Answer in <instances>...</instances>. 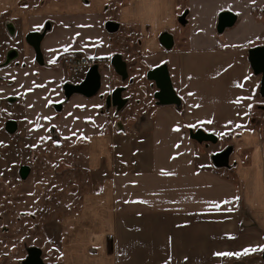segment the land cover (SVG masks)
Masks as SVG:
<instances>
[{
	"label": "crops",
	"instance_id": "1",
	"mask_svg": "<svg viewBox=\"0 0 264 264\" xmlns=\"http://www.w3.org/2000/svg\"><path fill=\"white\" fill-rule=\"evenodd\" d=\"M22 1L0 0V13L10 12L24 36L44 29L41 50L48 67L38 69L35 107L45 108L51 88L60 102L67 81L63 57L103 63L104 86L97 96H73L60 118L48 113L46 127L39 113L32 115L39 119L38 131L55 126L69 138L87 140L89 168L103 175L98 189L83 195L79 213L64 220L62 264H222L225 255L218 253L263 246L264 145L255 140L249 115L259 77L248 50L264 45L263 22L251 11L264 0H230L221 7L211 0H188L189 25L173 37L170 50L160 37L177 29L182 10L176 0H48L35 6ZM226 8L244 13L237 27L219 33L217 15ZM113 15L117 36L124 27L140 28L142 71L167 65L180 107L154 105L142 88L138 117L119 116L129 102L121 110L107 107L109 62L115 54L125 57L114 46L116 35L106 30ZM248 21L253 32L243 35L239 29ZM24 78L20 83H27ZM197 129L230 137L238 148H253L251 165L239 160L233 177L209 168L201 160L208 148L189 135Z\"/></svg>",
	"mask_w": 264,
	"mask_h": 264
},
{
	"label": "rangeland",
	"instance_id": "2",
	"mask_svg": "<svg viewBox=\"0 0 264 264\" xmlns=\"http://www.w3.org/2000/svg\"><path fill=\"white\" fill-rule=\"evenodd\" d=\"M47 1L23 0L21 5L35 6L40 2L44 3ZM176 2L180 10H184L186 7L191 12V4L188 5L187 2L184 4L179 1ZM235 3L236 7L239 6L240 2L236 1ZM228 4L230 5V0L210 1V5L217 7L229 6ZM225 11L233 12L234 10L226 8L220 11L217 16ZM251 11L255 20L259 23L263 22L262 24L264 25V5L252 8ZM234 13H236L240 22V14L243 15L244 12L242 11L240 14L237 12ZM10 25L12 26V30ZM15 29L19 31L18 23L13 19V15L10 12L0 13V101H2L0 103V126L5 120L13 117L20 124V132L14 137L6 136L0 129V145L8 148L7 156L0 158V176H4V178L0 179V264H23L28 256V249L32 247L41 249L42 258L46 264H62L61 243L64 233V220L66 217L79 213L83 195L97 190V183H101L99 179L103 175L94 173L89 168L87 140H83L81 137L75 135L69 138V136L60 133L55 126L47 127L46 132H43V129L35 131L39 119L37 117L34 118L32 116L33 114H40L41 118H43L41 120H44V124H46L45 127L49 126L50 123L48 121V113L52 117H56V119L62 115L61 112L56 111L53 105L57 103V98L53 96V88L48 90L50 94L47 97L48 101L45 103V108L43 107V109L42 104L35 107V102L29 103L30 96L26 94L28 104L26 98H22L26 104L19 102L12 109L5 103L6 100L20 98V94L25 93L23 89L10 87L9 83L13 81L19 84V78L23 75L25 77L28 76L27 73L22 72L19 68L14 69L12 67V69L10 67L11 65H22V62H24L23 59L15 64L7 58L8 52L13 48H18L20 43L10 33ZM177 29L172 30L175 37L180 34V30ZM139 31L140 28L136 26L124 27L121 36L113 33L116 35L113 36L114 46L117 51L123 53L125 57H121L129 67L126 80L119 76L112 67L110 74L111 85L110 87L108 85L110 93L119 87L127 88L123 98L128 97L130 104L119 113L120 117L123 116L122 119H126L127 116L133 119L139 116L140 112L138 111L136 102L139 95L143 94L142 89L151 103L156 105L154 99L156 89L151 87L146 78L145 70L142 71L140 69L141 61L139 56L141 50L138 41ZM239 32L243 35L253 32L252 23L250 21L243 22ZM178 43L179 40H177ZM256 43L257 41L253 42V44ZM262 43H264V29ZM22 47L24 48H22L24 55L28 54V52L32 53L27 46L22 45ZM23 54L22 56H24ZM132 56L135 59L133 62L130 61ZM92 65H95V63H91ZM98 66L102 74L103 63H99ZM63 72L66 74V69ZM66 76L70 81H65V83L70 84H75L82 77H73L68 73ZM84 78L85 76H83ZM24 79L27 80L26 78ZM106 81H108L107 78ZM102 85L104 86L103 80ZM31 86L33 85L29 86V90L32 89ZM35 88H37L36 85L33 86V89ZM60 89L62 94L60 95L59 101L63 103L66 100L63 85ZM109 92L108 94H110ZM256 92V102L252 105L254 108L251 116L257 122V126L252 124V128L255 132L254 136L255 140L258 141L257 143L264 145V97L260 95L258 88ZM141 97L139 98L141 99ZM44 118H46V121ZM44 135L48 136L43 137ZM216 136L218 137L217 144H201L209 150V153L201 158L206 164H209V168L233 177L239 160L245 167L251 165L254 153L253 148H238L234 146L235 142L231 141L230 137L223 135ZM223 150L229 152L230 158H228V165L230 166L228 169H223V166L211 163V160L219 155L217 153ZM20 163L32 165L33 170L31 176L26 182H21L17 178V167ZM3 171H6V173L2 174ZM262 199H264V195L261 197ZM254 249L248 251L247 254L242 253L239 256H225L222 264H264V242L263 246Z\"/></svg>",
	"mask_w": 264,
	"mask_h": 264
},
{
	"label": "water",
	"instance_id": "3",
	"mask_svg": "<svg viewBox=\"0 0 264 264\" xmlns=\"http://www.w3.org/2000/svg\"><path fill=\"white\" fill-rule=\"evenodd\" d=\"M189 11H186L179 19L178 22L182 26L188 24L187 16ZM238 16L234 12L225 11L218 16V26L217 30L219 33H224L226 29L233 28L237 23ZM106 29L109 33H116L119 29L118 24L110 23L107 24ZM45 37L44 33L31 32L26 36L27 44L35 51L36 57L40 63H42L43 55L41 51V44ZM161 45L170 50L174 45L173 37L169 33H165L160 37ZM249 63L253 72L262 77L261 83V95L264 97V48H255L249 51ZM111 67L114 71L121 76L124 80L128 77V67L127 63L123 60L121 55L116 54L111 58ZM147 80L152 82L156 86V93L154 99L158 106H181V100L177 96L173 89L171 79L169 77V71L167 65H162L147 73ZM102 88V74L97 65L90 67L85 79L77 85L65 84L63 91L67 99L74 95H81L85 98H93L97 96ZM123 89H117L113 91L106 98V105L108 108H116L118 110L123 109L127 101L122 97ZM56 111L61 112L62 105L56 106ZM190 138L197 142L198 144H217L218 137L213 133H207L202 129L190 130ZM229 160L226 159L225 166H228ZM24 179L27 178L29 174V168H24L21 172ZM264 260V254H263ZM23 264H46L42 258V251L40 248L32 247L28 249V256Z\"/></svg>",
	"mask_w": 264,
	"mask_h": 264
},
{
	"label": "flooded vegetation",
	"instance_id": "4",
	"mask_svg": "<svg viewBox=\"0 0 264 264\" xmlns=\"http://www.w3.org/2000/svg\"><path fill=\"white\" fill-rule=\"evenodd\" d=\"M176 1H179V2H181V3H186L188 0H176ZM115 2V0H109L108 1V4H112V3H114ZM110 6V5H109ZM106 12H108V7H106V10H105ZM186 11H189L186 7H185V9L184 10H182L181 12H179L178 13V15H177V19H176V24H177V28L179 29V30H181L182 28H185V27H187L188 25H189V17H190V11H189V15L187 16V20H188V24L186 25V26H182L179 22H178V19L183 15V14H185V12ZM114 15L113 16H110V20L107 22V24H110V23H114V24H116L115 23V21H114ZM238 24V21H237V23L233 26V28H230V29H226V31H228V30H231V29H234L235 27H236V25ZM11 26V25H10ZM107 26V25H106ZM217 26H218V19H217ZM11 28V30H12V26L10 27ZM17 29H15V30H13V31H11L10 33H11V35H13L14 36V38H16V39H18L19 40V46H18V48H13V49H11L9 52H8V55H7V58L9 59V61L10 62H13V63H15V64H17L18 62H20V60L21 59H23V61L24 62H22V65H20L19 66V64H17V65H15V66H10L11 68L12 67H14V69H17V68H19L22 72H24V73H27V77H25L26 79H28V80H26L27 81V83L26 84H22V83H20V80L18 79V82H19V84H16L15 82H13V81H11L10 83H9V85H10V87H14V88H16V89H23V90H25V93L24 94H20L21 96H19L20 98H12V99H8V100H6L5 101V103H7L8 105H9V107L12 109V108H14V107H16L17 106V104H19V102H21V103H24V104H26L25 103V101L22 99V98H26V95L27 96H30V100H29V103H34V100H35V97H36V93H37V91L39 90V87H38V83H39V78H40V73H39V70L38 69H40L41 67H48V66H46V62H45V59H44V57H43V60H42V63H40L39 61H38V59H37V57H36V54H35V51L27 44V42H26V36L29 34H27V35H23L20 31H16ZM107 30V29H106ZM119 30V29H118ZM108 32V31H107ZM39 33H44V29H42L41 31H39ZM109 33V32H108ZM166 33H169L172 37H174L175 38V35L173 34V32H171V31H167ZM110 34H113V33H110ZM163 34H165V33H163ZM162 34V35H163ZM21 41H23V42H21ZM22 43V44H21ZM22 45L23 46H27L28 47V49L32 52V53H29L28 52V54H26V55H24L23 53H22V51H23V47H22ZM23 48V49H22ZM255 48H264V45H254L253 47H251L249 50H248V60H249V51L250 50H252V49H255ZM42 51V50H41ZM22 54L24 55V56H22ZM42 55H43V53H42ZM27 60V61H26ZM30 62V64H28L29 62ZM90 61V60H89ZM90 63H91V61H90ZM95 65H97L98 66V64H95ZM162 66V65H161ZM99 67V66H98ZM127 67H128V64H127ZM250 67H251V65H250ZM129 68V67H128ZM13 69V68H12ZM155 69V68H154ZM252 69V68H251ZM129 70V69H128ZM153 70V69H152ZM150 71V70H149ZM148 71V72H149ZM147 72V73H148ZM255 74V73H254ZM80 76H82L81 78L82 79H80V81H78V82H75V84H73V85H77V84H80L84 79H83V76H85V74H82V75H80ZM257 77H259V92L261 91V83H262V77L261 76H258V75H256ZM78 77V76H77ZM146 78H147V74H146ZM68 81H70V79L67 77V82ZM150 83V85H151V87H154V83H152V82H149ZM36 85V87L37 88H35V89H33V86H35ZM65 84H70V83H64L63 84V87H64V85ZM30 85H33V86H31V88L32 89H30L29 90V86ZM102 89V88H101ZM117 89H123V94H122V97H123V95L126 93V87H119V88H116L115 90H117ZM114 90V91H115ZM156 91L157 90H155V92H154V95H155V93H156ZM64 92V91H63ZM113 92V91H112ZM111 92V93H112ZM110 93V94H111ZM26 94V95H25ZM110 94H108L107 95V97L110 95ZM260 95H261V93H260ZM64 96H65V94H64ZM75 96V95H74ZM81 96V95H80ZM73 97V96H72ZM71 97V98H72ZM83 97V96H82ZM66 98V97H65ZM71 98H69V99H71ZM85 98V97H84ZM69 99H67L66 98V100H64L63 101V103L60 101V103L58 102V103H55V104H53L54 105V107L56 108V106H58V105H62V109H63V106L66 104V102L69 100ZM89 99V98H88ZM128 99V98H127ZM26 100H27V104H28V99L26 98ZM126 100V99H125ZM129 100V99H128ZM128 100H126L127 102H128ZM2 101H0V103H1ZM34 105H36V104H34ZM62 109H61V111H62ZM260 109H261V107H260ZM33 112V111H32ZM6 118V117H5ZM0 129H1V132L3 133V134H5L6 136H8V137H14V136H16V135H18L19 134V132H20V124H19V122H17V119L16 118H8L7 120H5L4 122H3V124L0 126ZM37 129V127L35 128V131H37L36 130ZM45 136H48V135H44L43 137H45ZM67 138V137H66ZM7 150H8V148L5 146H2V145H0V158L1 157H5V156H7V154H8V152H7ZM217 154H219L217 157H214V159H212V163H215V164H217L218 166H225V164H226V159H228V158H230V156H229V152L228 151H225V150H223V151H221L220 153H217ZM32 165H30V164H27V163H20L19 165H18V167H17V178H18V180H20L21 182H26V181H28V179L30 178V176H31V173H32V167H31ZM24 168H29V174H28V176H27V178L26 179H24L23 177H22V174H21V172H22V170L24 169ZM3 173H6V171H3L2 172V174ZM2 178H4V176H0V179H2Z\"/></svg>",
	"mask_w": 264,
	"mask_h": 264
},
{
	"label": "built area",
	"instance_id": "5",
	"mask_svg": "<svg viewBox=\"0 0 264 264\" xmlns=\"http://www.w3.org/2000/svg\"><path fill=\"white\" fill-rule=\"evenodd\" d=\"M62 66L68 74L75 77L86 74L87 70L91 67V63L85 56L69 55L63 58Z\"/></svg>",
	"mask_w": 264,
	"mask_h": 264
},
{
	"label": "trees",
	"instance_id": "6",
	"mask_svg": "<svg viewBox=\"0 0 264 264\" xmlns=\"http://www.w3.org/2000/svg\"><path fill=\"white\" fill-rule=\"evenodd\" d=\"M255 106V105H254ZM253 106L250 108V111H249V115H250V119H251V121H252V124L253 125H255V126H257V122L253 119V117L251 116L252 115V110H253ZM108 248H109V251H112V241L111 240H109V242H108Z\"/></svg>",
	"mask_w": 264,
	"mask_h": 264
},
{
	"label": "snow or ice",
	"instance_id": "7",
	"mask_svg": "<svg viewBox=\"0 0 264 264\" xmlns=\"http://www.w3.org/2000/svg\"><path fill=\"white\" fill-rule=\"evenodd\" d=\"M238 199V198H237ZM249 250H245V254H247ZM218 255H225V256H232V255H236V256H239L240 253H218Z\"/></svg>",
	"mask_w": 264,
	"mask_h": 264
}]
</instances>
